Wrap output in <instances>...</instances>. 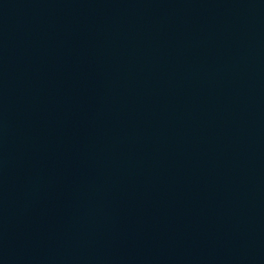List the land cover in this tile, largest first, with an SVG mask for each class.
Segmentation results:
<instances>
[{
	"label": "water",
	"instance_id": "95a60500",
	"mask_svg": "<svg viewBox=\"0 0 264 264\" xmlns=\"http://www.w3.org/2000/svg\"><path fill=\"white\" fill-rule=\"evenodd\" d=\"M145 0H0V264H60Z\"/></svg>",
	"mask_w": 264,
	"mask_h": 264
}]
</instances>
